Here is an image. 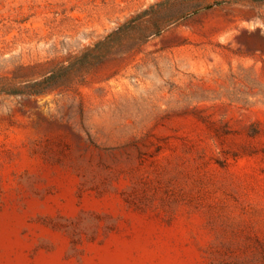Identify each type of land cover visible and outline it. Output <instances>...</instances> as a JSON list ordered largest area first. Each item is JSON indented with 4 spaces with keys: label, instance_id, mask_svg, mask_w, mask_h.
Segmentation results:
<instances>
[{
    "label": "rangeland",
    "instance_id": "rangeland-1",
    "mask_svg": "<svg viewBox=\"0 0 264 264\" xmlns=\"http://www.w3.org/2000/svg\"><path fill=\"white\" fill-rule=\"evenodd\" d=\"M0 264H264V0H0Z\"/></svg>",
    "mask_w": 264,
    "mask_h": 264
}]
</instances>
